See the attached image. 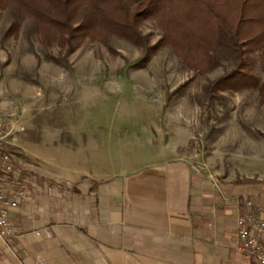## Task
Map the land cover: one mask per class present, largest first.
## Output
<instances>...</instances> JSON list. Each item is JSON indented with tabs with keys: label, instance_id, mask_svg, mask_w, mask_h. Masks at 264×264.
Segmentation results:
<instances>
[{
	"label": "rangeland",
	"instance_id": "rangeland-1",
	"mask_svg": "<svg viewBox=\"0 0 264 264\" xmlns=\"http://www.w3.org/2000/svg\"><path fill=\"white\" fill-rule=\"evenodd\" d=\"M139 31L137 42L104 33L81 40L40 27L14 5L0 7V152L12 161L9 189L42 209L26 219L40 229L52 223L44 196L53 167L64 170L65 158L80 150L94 154L95 144L105 164L120 168L158 152L216 190L237 180L264 183L260 53L248 56L258 87L223 90L217 83L238 63L224 44L213 54L214 69L197 72L161 43L155 22Z\"/></svg>",
	"mask_w": 264,
	"mask_h": 264
},
{
	"label": "crops",
	"instance_id": "crops-1",
	"mask_svg": "<svg viewBox=\"0 0 264 264\" xmlns=\"http://www.w3.org/2000/svg\"><path fill=\"white\" fill-rule=\"evenodd\" d=\"M99 146L66 157L64 170L53 167L44 196L49 226L26 221L42 210L28 203L10 213L16 235L0 240V264H241L240 196L264 210V186L216 190L186 163L158 152L120 168L114 160L105 164Z\"/></svg>",
	"mask_w": 264,
	"mask_h": 264
},
{
	"label": "trees",
	"instance_id": "trees-1",
	"mask_svg": "<svg viewBox=\"0 0 264 264\" xmlns=\"http://www.w3.org/2000/svg\"><path fill=\"white\" fill-rule=\"evenodd\" d=\"M8 5L44 29L69 37L75 33L81 40L104 33L137 42L140 26L153 21L162 33L161 43L193 71H212L213 54L222 44L233 52L238 63L217 83L221 89L259 85L248 56L259 52L264 61V0H0V7ZM0 178L10 180L8 175ZM233 185L264 183L237 180Z\"/></svg>",
	"mask_w": 264,
	"mask_h": 264
},
{
	"label": "built area",
	"instance_id": "built-area-1",
	"mask_svg": "<svg viewBox=\"0 0 264 264\" xmlns=\"http://www.w3.org/2000/svg\"><path fill=\"white\" fill-rule=\"evenodd\" d=\"M11 171L10 155L0 152V173L9 175ZM8 181L0 178V240L3 241L14 237L15 227L9 215L18 210L26 199L22 190H10ZM240 200L244 213L236 222L235 251L241 257V264H264V210L249 195L240 196ZM38 264L46 263L39 260Z\"/></svg>",
	"mask_w": 264,
	"mask_h": 264
}]
</instances>
